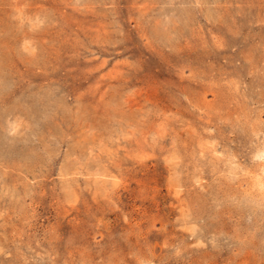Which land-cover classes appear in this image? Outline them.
Returning <instances> with one entry per match:
<instances>
[{
	"label": "rangeland",
	"instance_id": "374dc122",
	"mask_svg": "<svg viewBox=\"0 0 264 264\" xmlns=\"http://www.w3.org/2000/svg\"><path fill=\"white\" fill-rule=\"evenodd\" d=\"M0 264H264V0H0Z\"/></svg>",
	"mask_w": 264,
	"mask_h": 264
}]
</instances>
